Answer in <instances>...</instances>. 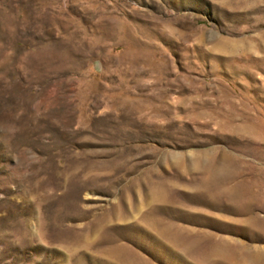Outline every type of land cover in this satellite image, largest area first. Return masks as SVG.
<instances>
[{
    "label": "rangeland",
    "instance_id": "rangeland-1",
    "mask_svg": "<svg viewBox=\"0 0 264 264\" xmlns=\"http://www.w3.org/2000/svg\"><path fill=\"white\" fill-rule=\"evenodd\" d=\"M0 264H264V0H0Z\"/></svg>",
    "mask_w": 264,
    "mask_h": 264
}]
</instances>
